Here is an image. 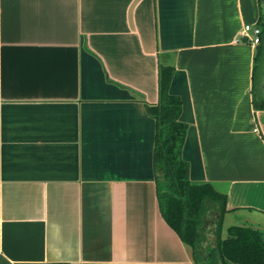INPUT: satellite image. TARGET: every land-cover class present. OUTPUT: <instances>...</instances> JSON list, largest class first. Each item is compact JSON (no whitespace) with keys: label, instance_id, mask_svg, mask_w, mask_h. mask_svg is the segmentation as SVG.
Listing matches in <instances>:
<instances>
[{"label":"crops","instance_id":"0c3cea01","mask_svg":"<svg viewBox=\"0 0 264 264\" xmlns=\"http://www.w3.org/2000/svg\"><path fill=\"white\" fill-rule=\"evenodd\" d=\"M260 19V0H0V264H198L158 200L167 67L190 181L227 196L222 239L264 240L259 44L241 37ZM201 233L213 247L215 223Z\"/></svg>","mask_w":264,"mask_h":264},{"label":"trees","instance_id":"16d2710c","mask_svg":"<svg viewBox=\"0 0 264 264\" xmlns=\"http://www.w3.org/2000/svg\"><path fill=\"white\" fill-rule=\"evenodd\" d=\"M261 4L262 29L255 57L253 73V104L264 111V90L261 75L264 69V10ZM173 69L163 68L160 73V104L149 108L157 120L154 166L158 200L162 216L181 241L193 249L198 264H264V240L253 228L233 226L222 239L223 219L227 210V196L211 184H192L189 165L182 158L188 126L180 121L182 102L169 93ZM215 223V245L202 246V228Z\"/></svg>","mask_w":264,"mask_h":264},{"label":"built area","instance_id":"2783aa9c","mask_svg":"<svg viewBox=\"0 0 264 264\" xmlns=\"http://www.w3.org/2000/svg\"><path fill=\"white\" fill-rule=\"evenodd\" d=\"M262 30L258 26L246 25L241 33V37L251 41L253 44H260ZM257 131V130H255Z\"/></svg>","mask_w":264,"mask_h":264},{"label":"water","instance_id":"95a60500","mask_svg":"<svg viewBox=\"0 0 264 264\" xmlns=\"http://www.w3.org/2000/svg\"><path fill=\"white\" fill-rule=\"evenodd\" d=\"M262 8H263V10H264V0H262Z\"/></svg>","mask_w":264,"mask_h":264}]
</instances>
